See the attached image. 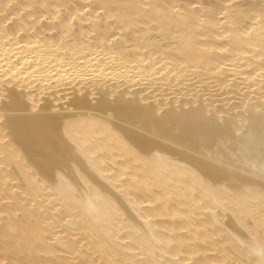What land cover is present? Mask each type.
I'll return each instance as SVG.
<instances>
[{"label": "bare ground", "instance_id": "1", "mask_svg": "<svg viewBox=\"0 0 264 264\" xmlns=\"http://www.w3.org/2000/svg\"><path fill=\"white\" fill-rule=\"evenodd\" d=\"M0 264H264V0H0Z\"/></svg>", "mask_w": 264, "mask_h": 264}]
</instances>
